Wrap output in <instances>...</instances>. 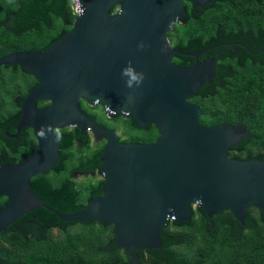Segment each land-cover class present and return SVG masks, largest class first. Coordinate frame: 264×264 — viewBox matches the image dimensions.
Segmentation results:
<instances>
[{
	"label": "water",
	"instance_id": "water-1",
	"mask_svg": "<svg viewBox=\"0 0 264 264\" xmlns=\"http://www.w3.org/2000/svg\"><path fill=\"white\" fill-rule=\"evenodd\" d=\"M72 1L80 14L56 43L41 52L0 56V67L19 66L37 82L24 98L13 137L30 128L38 145L24 162L0 168V196L7 200L0 234L43 208L62 222L112 224L116 245L133 253L161 250L168 222L187 221L195 208L209 217L230 211L242 225L250 208L264 216V162L230 157L245 133L201 125V107L190 101L215 76V56L200 57L226 43L183 53L168 39L182 23L185 2L201 8L214 0ZM176 55L194 63L179 66L172 61ZM81 101L103 108L108 118L131 119L138 129L154 126L159 136L148 144L123 143L85 114ZM37 102L50 105L37 109ZM72 128L105 141L103 185L102 195L83 210L64 214L36 196L30 180L58 165L56 131Z\"/></svg>",
	"mask_w": 264,
	"mask_h": 264
},
{
	"label": "trees",
	"instance_id": "trees-1",
	"mask_svg": "<svg viewBox=\"0 0 264 264\" xmlns=\"http://www.w3.org/2000/svg\"><path fill=\"white\" fill-rule=\"evenodd\" d=\"M184 7L182 23L168 35L174 49L189 53L226 43L200 57L214 55L216 61L214 78L190 98L201 107L200 124L241 130L245 136L229 149V156L264 162V0H214L201 8L185 2ZM75 17L72 0H0V56L47 49L71 30ZM172 61L179 66L194 63L179 55ZM34 83L19 66L0 67V168L18 165L38 149L29 128L14 141L18 151L7 149L5 142L12 140L4 135L16 132L23 96ZM99 122L121 131L123 143L148 144L159 136L154 126L138 129L131 119ZM56 132L61 138L59 163L30 185L49 207L72 214L102 195L99 160L104 145L75 128ZM73 173L90 179L77 184ZM6 203L0 196V211ZM161 235L162 249L133 252L134 264H264V216L257 208L246 211L244 225L230 211L209 217L195 208L187 221H169ZM130 259L131 254L116 245L112 224L62 222L43 208L0 234V264H127Z\"/></svg>",
	"mask_w": 264,
	"mask_h": 264
},
{
	"label": "flooded vegetation",
	"instance_id": "flooded-vegetation-1",
	"mask_svg": "<svg viewBox=\"0 0 264 264\" xmlns=\"http://www.w3.org/2000/svg\"><path fill=\"white\" fill-rule=\"evenodd\" d=\"M32 77V76H31ZM34 80V79H33ZM35 81V80H34ZM37 84V82L35 81V83L32 85V87L30 88V90H29V92L31 91V89L35 86ZM28 92V93H29ZM28 93H26L24 96H23V102H24V98L28 95ZM18 98H19V95H15L14 97H13V99H14V101L15 102H17V100H18ZM23 102H22V104H23ZM84 102H80V108H81V110L84 112V108H86V109H88L87 111L88 112H84L85 114H87V115H89L90 116V114L92 113V114H95L97 117H98V120L100 121V120H102L101 119V117L99 116V114H97V113H95L94 112V109L96 108V109H101V111H102V114H103V116H104V118L106 119V120H108V121H110V120H112L111 118H108L106 115H105V113H104V110H103V108H101V107H91V106H88V105H86L85 103L83 104ZM50 105V103L49 102H37V103H35L34 104V106L37 108V109H42V108H45V107H47V106H49ZM21 108H22V105H21V107H20V111H21ZM90 117H92V116H90ZM99 121H97L100 125H102L103 127H105V128H107V129H110V130H114V131H116V133L118 132V130H116V129H114L113 127H111V125H109V124H106L105 125V123L104 122H102V123H104V124H102V123H100ZM103 121V120H102ZM107 121V122H108ZM31 133H32V135H33V131H32V129H28ZM57 133V132H56ZM90 134V133H89ZM4 135L9 139V140H12L11 142H9V141H6L5 142V146L7 147V149L8 150H12V149H14L15 148V150L16 151H18L19 149H16L17 147H16V145L17 144H15V142L14 141H16L17 139H19V137L21 136V132H20V134L18 135V137H16V138H14L13 136L14 135H16V132L15 133H9V132H4ZM10 135V137H8ZM91 136V135H90ZM33 137H34V135H33ZM92 138V137H91ZM120 138V137H119ZM35 140V139H34ZM35 142H36V140H35ZM93 143H95V144H102V145H105V141H99V142H93ZM36 144H37V142H36ZM38 146V145H37ZM74 175H80V174H78V173H73V176ZM131 254V259H130V261H129V263H127V264H134V260L136 259V255L134 256L132 253H130Z\"/></svg>",
	"mask_w": 264,
	"mask_h": 264
},
{
	"label": "rangeland",
	"instance_id": "rangeland-1",
	"mask_svg": "<svg viewBox=\"0 0 264 264\" xmlns=\"http://www.w3.org/2000/svg\"><path fill=\"white\" fill-rule=\"evenodd\" d=\"M169 39V38H168ZM170 41V40H169ZM172 41V40H171ZM170 41V43L172 44L173 42H171ZM94 112L95 113H97V114H99V116H101V113H102V111H101V109H94ZM101 119L104 121V116H102L101 117ZM108 121V120H107ZM109 122V121H108ZM117 135L121 138V139H126V136L125 135H123L122 134V132L121 131H118L117 132ZM92 137V136H91ZM92 140H93V137H92ZM93 142H94V140H93ZM73 179H74V181L77 183V184H82V183H84V181L86 180V179H90V177L89 176H87V175H74L73 176ZM95 179H97V176L95 177ZM82 226H79V228H81ZM74 231V230H73Z\"/></svg>",
	"mask_w": 264,
	"mask_h": 264
},
{
	"label": "built area",
	"instance_id": "built-area-1",
	"mask_svg": "<svg viewBox=\"0 0 264 264\" xmlns=\"http://www.w3.org/2000/svg\"><path fill=\"white\" fill-rule=\"evenodd\" d=\"M72 4H73V10H74V13L75 15H79L80 14V11H81V6L80 4L77 2V1H72ZM101 180H103V177L101 176L100 174V177H99Z\"/></svg>",
	"mask_w": 264,
	"mask_h": 264
}]
</instances>
